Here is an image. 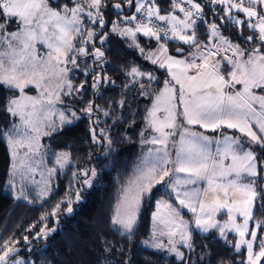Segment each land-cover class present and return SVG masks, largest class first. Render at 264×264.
Here are the masks:
<instances>
[{
  "label": "snow or ice",
  "instance_id": "6c2138e0",
  "mask_svg": "<svg viewBox=\"0 0 264 264\" xmlns=\"http://www.w3.org/2000/svg\"><path fill=\"white\" fill-rule=\"evenodd\" d=\"M170 2L171 10L164 14H161L156 0H121L120 3L113 4L120 19L112 22L111 32L130 38L132 43L129 46L139 49L141 55L152 64L166 69L171 80L163 81L164 86L155 95L154 103L145 117L147 126L158 133L145 142L160 147L149 149L138 165L123 190L112 224L126 233H132L143 198L150 195L155 184L163 183L165 177H170L167 186L171 188L179 207L161 200L157 202V212L153 214L155 221L160 218L159 210L167 209V215L161 220L166 231L160 235L169 237V244L172 245L168 248L169 252H174L181 260L184 259V253L175 246L174 238L177 234L180 242L191 248V234L180 212L181 208H186L195 214V226L204 232L210 228H218L225 240V229L236 232L240 238L239 243L234 245L236 250L239 251L242 245L246 246L247 264H259L260 259L264 258V239L261 240L257 253L253 252V248L257 241V230L264 229V220L256 221L254 210L258 204L264 206V177H261V173H264V158L258 159L251 144L246 147L239 137L223 133L222 139L215 140L216 147L213 148V139L183 125L178 126L177 120L182 118L187 125L199 124L213 132L223 128L235 129L264 148V91H254L264 90V0H210L211 5L222 6L224 16L218 18L223 23L226 17L236 26L250 49L241 47L239 43L234 44L231 39L222 35L215 22L208 25L209 45L202 49L197 39L196 25L198 21L207 23L203 6L196 0ZM124 4L134 8V12L124 15ZM106 6V0H68L63 5L53 4L51 0H0V33H3L0 35V45H6V49L0 50V85L21 93L20 98L11 99L6 108L12 117L19 116L21 121V125H14L12 133L7 136L9 146L13 149L14 169L17 167L15 158L19 148L27 149L25 156L34 149L37 150L34 154H39L40 124L43 119L57 112L53 107V97L55 101L63 103L62 95L72 96L74 92L85 90L83 83L74 87L68 77L69 72L80 69L77 57L92 55L94 62H102L105 53L96 46V41L104 45L107 33L97 34L95 29L85 24V20L90 25L104 28L102 9ZM234 12L243 13L245 19L234 15ZM13 18L19 27L17 31L8 32L6 26ZM244 29H248L251 34L244 36ZM138 34L157 41V52L146 53L137 43ZM213 38L216 39L215 43L212 42ZM162 40L165 43L167 40H177L188 45L191 59L165 55L168 49L165 43H161ZM37 42L47 49L44 57L38 58L36 55ZM176 52L184 56L183 48L178 47ZM222 52L225 55L221 60L213 59ZM229 52L231 56L227 55ZM69 64L71 68L68 67ZM83 74L86 77L89 75L87 66L83 69ZM127 75L132 83H138V77L146 78L149 82L156 79L153 73L143 72L136 66L130 67ZM46 79L49 81L44 85L46 96L42 93L41 98L36 99L24 95L25 86L35 84L40 88ZM91 79V87L97 91L102 80L114 83L106 75L102 77L95 69H92ZM176 85H179L178 89ZM236 85H242V88L236 89ZM50 87L55 91H50ZM139 87L145 89L143 83H139ZM23 101L30 102L31 111L24 110L29 105ZM120 104L122 106L123 101ZM96 110L103 111L104 116L109 115L108 111L99 109L98 105ZM82 111L91 117L94 111L92 103ZM159 113L163 115H158ZM58 116L61 123L72 122L63 111H59ZM70 116L78 118L74 111L70 112ZM254 126L257 130H253ZM178 127L179 139L172 141L176 148L173 157L169 152V138L177 135ZM92 132L95 141V129ZM103 135L101 130V136ZM67 162V155L58 156L56 159L60 168H64ZM25 166L29 172L35 171L31 164L21 162V167ZM53 172L55 168L48 170L49 175ZM179 173L185 175H175ZM12 175L16 173L13 172ZM84 175L88 176V172L85 171ZM91 175L96 176L94 169ZM200 182H204L206 186L189 188L190 185L196 186ZM83 183L91 187V179H85ZM49 191L48 183L45 182L39 194L46 196ZM23 194L24 189L21 188L20 196ZM24 198L27 199L26 196ZM79 199L77 191L76 200ZM60 206V203L55 205L52 216L56 215ZM222 209L227 211L228 222L220 225L215 216ZM66 211H73L70 200ZM237 216L242 217V223L236 222ZM250 221H254L256 230L249 233ZM260 234L264 236V231ZM40 235L38 233L37 238ZM153 235L155 237V232ZM249 235L250 239H246ZM153 246L165 247L159 242ZM12 251L7 244L4 246V250L0 252V264H9L8 258ZM14 264L23 262L17 260Z\"/></svg>",
  "mask_w": 264,
  "mask_h": 264
},
{
  "label": "trees",
  "instance_id": "16d2710c",
  "mask_svg": "<svg viewBox=\"0 0 264 264\" xmlns=\"http://www.w3.org/2000/svg\"><path fill=\"white\" fill-rule=\"evenodd\" d=\"M51 2L62 5L68 0ZM106 2L107 6L102 9L104 28L90 25L85 20V24L95 29L97 34L107 33L104 45L96 41V46L100 47L105 55L102 62H94L92 55L77 57L80 69L69 72L68 77L74 87L83 83L85 90L74 92L72 96L62 95L61 98L63 107L70 110L69 112L74 111L78 118H71V123L61 126L47 140V165L52 166L54 160L62 155H67L68 162L64 168L57 169L46 196H41L34 188L24 189L12 175L13 160L7 133L15 125V118L6 108L10 100L19 94V90H9L0 85V252L6 244L13 249L9 254V264H14L17 260L23 264H247L245 250L237 251L234 247L236 236L232 233L226 234L225 240L218 229L206 234L191 232V248L185 244L177 246L179 243H176V248L180 247L179 251L184 253V259H179L174 252L168 251L171 245L167 238H162L159 234L155 237L153 235L154 202L144 204L132 233H126L112 224L116 206L135 172L139 158L147 146L145 141L152 131L147 126L145 117L154 103L155 95L162 88L163 81L168 80L169 73L145 59L139 49L130 47V38L111 32L112 22L120 19V14L113 8V4L120 3L121 0ZM156 2L161 14L171 10L170 0ZM196 2L203 6L207 21H198L196 25L200 45L209 43L208 25L215 22L222 35L231 39L234 44L239 43L241 47L250 49V45L243 41L236 26L226 17L223 23L218 18L224 16L221 5H211L210 0ZM132 12L134 8L123 5L124 15ZM177 14L182 15L178 12ZM234 15L245 19L243 13L234 12ZM243 34L247 36L251 33L244 29ZM137 43L146 53L158 46L157 41L141 34L137 35ZM161 43L165 42L162 40ZM165 45L169 52L177 57L182 56L176 49L183 48L184 56L191 59L189 48L182 42L167 40ZM223 55L225 54L221 53L213 59L221 60ZM227 55L231 56V53ZM85 66L89 69L87 77L83 74ZM132 66L143 72L153 73L156 79L149 82L146 78L138 77V83H132L127 75ZM68 67L72 66L69 64ZM92 69L101 73L102 77L106 75L109 81L114 83L102 80L99 90L93 89ZM221 71H224L223 65ZM225 78L228 79L226 74ZM139 83H143L145 89H141ZM90 102L94 109L91 117L82 111ZM97 105L99 109L108 111L109 115L104 116L103 111H97ZM181 120L183 121L182 118ZM101 130L104 132L103 136ZM221 131L239 136L236 131L226 128ZM251 147L258 159L264 158V148L256 144ZM93 169L96 172L95 177L91 175ZM85 171L88 176L84 175ZM261 177H264V173H261ZM85 179H91V187L83 183ZM21 188L24 189L23 196H20ZM77 191L79 200H76ZM69 200L73 209L71 213L66 211ZM57 203L61 204L60 209L52 216L51 212ZM41 217L45 219L42 220ZM254 218L256 221L264 220V206H256ZM252 225L254 226V221ZM49 229L55 230L48 231ZM261 231L264 229L259 230L257 247L264 239ZM38 233L41 234L39 238ZM157 242L165 247H154Z\"/></svg>",
  "mask_w": 264,
  "mask_h": 264
},
{
  "label": "rangeland",
  "instance_id": "374dc122",
  "mask_svg": "<svg viewBox=\"0 0 264 264\" xmlns=\"http://www.w3.org/2000/svg\"><path fill=\"white\" fill-rule=\"evenodd\" d=\"M51 1L55 2V1H58V0H51ZM64 3H62V5ZM69 6H72V5H69ZM6 27H7V31L8 32H14V31H17L19 25L15 22V19L13 18L12 21L9 22ZM2 34L3 33H0V35H2ZM35 47H36V55H37V57L38 58L44 57L46 52H47V49L39 42L36 43ZM165 47H166V45H165ZM157 48H158V46L154 50H151V52L152 53H156L157 52ZM4 49H6V45H0V50H4ZM165 55H172V53H170L169 50H168V52ZM172 56H174V55H172ZM175 57L178 58V59H183V58H185L187 56H182V57L175 56ZM161 58L163 59L164 57H161ZM175 70L176 69H173V71H175ZM168 80H171L170 75H169ZM48 83H49V81L46 79L41 84L40 88H37L35 86V84L27 85L24 88V95L29 96V97H33V98H36V99H40L41 98V94L44 93V85L48 84ZM163 86H162V88H163ZM176 87L178 89L179 85H176ZM49 90L50 91H55V89L53 87H50ZM254 91L259 93V92L264 91V90L256 89ZM44 95L46 96L47 94L44 93ZM20 96H21V93L19 92V94L16 97H14V98L18 99V98H20ZM53 99H54L53 107L57 110V112H56V114L50 115L47 119H43L41 124H40V133H39V144H40V147L38 149V153L39 154L35 155L34 153L37 150L34 149L32 153H29L28 156H25V152L27 151V149L26 148H19L18 155L15 158V162H16L17 167L15 169L12 167V173L13 172L16 173V175H13V176L18 180V183L21 184V186L24 189L29 188V187L36 189V192H38V194L40 193V189L44 187L45 182L48 183V188L49 189L51 188L52 178L54 177L57 169L60 168V166L56 163V159L57 158L54 160V164L52 166H48L47 163H46V157H47L46 153H47V148H48L47 147V140L61 126H63L64 124L67 123V122H64V123L60 122L58 113H59V111H63L65 113V115L68 116L69 119L72 118L70 116V112H69L70 110L68 111L67 109H65L63 107L64 103H60L58 101H55L54 97H53ZM23 103L29 105V107L24 109V110L26 112L27 111H31L30 102L29 101H23ZM158 115H163V114L159 113ZM14 118H15V126L19 127L21 125V121L19 119V116H16ZM177 124H178V126L179 125H183L184 127L189 128L193 132H196L198 134H202V133H199V131L197 130L196 127H189L187 124H185L184 121L181 120V118H178ZM12 130H13V127L7 133V136L12 133ZM176 131H177V135L175 137H170L169 138V152H170V154L173 157L175 156L176 148L173 147L172 141L173 140L178 141L179 134H180V128L178 127ZM45 133H47V134H45ZM30 135H35V134L34 133H30ZM153 135H158V133H155L152 130L150 135H149V137H148V139H150L151 136H153ZM203 135H205V134H203ZM206 136H208L209 138L213 139L214 143H213L212 147L215 148L216 147V144H215L216 138L214 136H209V135H206ZM158 147H160V146L159 145H152V144L147 143V146L145 147L144 153H142V155L139 158V161H138V164L136 166V169H137L138 165H140V163L143 160L144 156L147 154L148 150L149 149L158 148ZM10 151H11V155H12L13 149L10 148ZM12 160H13V157H12ZM21 162H26L27 164H31L35 168V171L29 172L28 167H26V166L25 167H21ZM169 167H171V165H169ZM53 168H55V172H53L51 175H49L48 170L53 169ZM136 169H135V171H136ZM133 175H132V177H133ZM175 175H179V176L183 177L185 174L184 173H179V174H175ZM132 177L130 179H132ZM169 179H170V177H165L163 183H157V184H155L152 187L150 195H146L143 198L142 207H141L140 212L138 214V218H139L141 210H142L144 204H150V203L154 202V209H153V212H152V231H153V233L155 232V235L156 234L160 235L161 232L166 231V228H165L164 224L161 223V220L167 215V209L161 208L159 210L160 211V218L155 220V221L153 220V214L157 212V202L163 200V201H167L168 203L173 204L174 207H179L178 202L175 200L174 194L171 191V188L167 186ZM205 186H206V184L204 182H200V184H198L196 186L190 185L189 188H191V187H205ZM180 212H181V215L183 217V220L185 222H187L188 231L190 232V234H191V232L193 230L204 232L202 229L197 228L195 226V222H194L195 214H193L192 212H190L186 208H181ZM224 213H226V212H224ZM215 219L217 221H219L220 225H223L224 223L228 222V218H222V211L221 210L216 214ZM137 222H138V219H137ZM236 222L239 223V221L237 219H236ZM213 229H218V228H210L208 231H212ZM253 230H256L254 228V226H252L250 228V225H249V233L251 231H253ZM229 233L235 234L236 235V244L239 243V239H240L239 235L236 232H234V231L225 229V234H229ZM258 234H259V230H257V241L255 242L254 248H253V252L254 253H257L259 251V247H257ZM162 236H163L162 238H167V240L169 241V237L167 235H162ZM246 239H250V235L246 236ZM175 241H176L177 244L179 243L177 246H180V245L184 244V243L180 242L179 234H177V236L175 237ZM178 250H180V247H178ZM240 250H245V252H246V262H247L248 255H247L246 246L242 245ZM262 261H263V258L260 259L259 264H262Z\"/></svg>",
  "mask_w": 264,
  "mask_h": 264
},
{
  "label": "crops",
  "instance_id": "0c3cea01",
  "mask_svg": "<svg viewBox=\"0 0 264 264\" xmlns=\"http://www.w3.org/2000/svg\"><path fill=\"white\" fill-rule=\"evenodd\" d=\"M181 42V41H180ZM212 42L213 43H215L216 42V39L215 38H213L212 39ZM183 43V42H182ZM185 45V44H184ZM207 45H209V43L207 44ZM188 48H189V46L188 45H186ZM203 47L204 46H202L201 45V48L203 49ZM190 50V49H189ZM223 53V52H222ZM223 54H225V53H223ZM218 57H219V55H218ZM192 73H191V71L189 72V75H191ZM240 88H242V86L241 85H236V89H240ZM226 91H231V89H226ZM258 107V106H257ZM189 127H196L197 128V130L199 131V133H202V134H205V135H209V136H214L215 138H216V140L217 139H221L222 138V135H221V133H223V134H227V135H233L232 133H230V132H227V131H221V129H218L217 130V132H216V134H211V133H209V132H213V131H211V130H209V129H205V128H202V127H200V125L199 124H193V125H188ZM227 129V128H226ZM228 130H232V131H236L238 134H239V136L237 135L236 137H239L244 143H245V146L247 147L249 144H255L254 142H251L250 141V138H248V137H246V136H244L242 133H239L237 130H235V129H228ZM253 130H257L256 128H255V126L253 127ZM257 134L258 135H260V133L259 132H257ZM233 136H235V135H233ZM254 151V150H253ZM255 152V151H254ZM257 155V154H256ZM256 210V209H255ZM255 210H254V213H255ZM222 211V218H228V215H227V211L226 210H224V209H222L221 210ZM224 212H226V213H224ZM238 221H239V223H242V217H239V216H237V218H236ZM252 223H253V221H250L249 222V225H250V228L253 226L252 225ZM194 231H197V230H193L192 232H194ZM198 232H200V231H198ZM208 232H210V231H208ZM208 232H200V233H204V234H206V233H208ZM226 235V234H225ZM235 235V234H234ZM236 236V235H235ZM239 251H241V250H239Z\"/></svg>",
  "mask_w": 264,
  "mask_h": 264
}]
</instances>
